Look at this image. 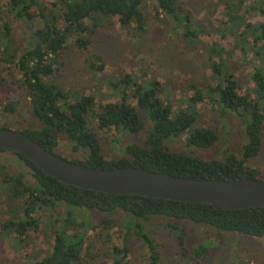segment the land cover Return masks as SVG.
Instances as JSON below:
<instances>
[{"label": "trees", "instance_id": "1", "mask_svg": "<svg viewBox=\"0 0 264 264\" xmlns=\"http://www.w3.org/2000/svg\"><path fill=\"white\" fill-rule=\"evenodd\" d=\"M145 1L0 0V116L13 114L25 93L39 126L22 132L58 156L59 136H66L74 152L85 154V160L71 161L89 167L133 166L198 180L260 179L252 161L264 145V20L250 22L249 14L264 17V0H219L216 7L224 6L223 19L213 30L221 39L212 43L202 40L205 28L185 0H155L156 15L189 45L203 49L205 67L211 70L201 88L191 86L188 109L175 111L173 104L162 98L163 83L154 80L144 88L131 74L110 80V88L118 97V88L124 85V89L118 101L100 105L94 95L67 90L60 83L63 56L71 47L88 51L100 28L118 22L123 30L143 37L148 26ZM12 20L27 26L20 40ZM229 37L236 42L227 50L224 42ZM237 49L244 59L252 54L256 60L250 78L253 87L245 93H241L231 68L230 59ZM95 60L102 61L96 54L88 55L87 67L97 75L102 67ZM205 101L223 120L230 115L238 118L245 136L241 156L227 149L220 157L205 160L170 150L168 142L175 139L185 138L188 146L202 150L213 148L219 141L216 129L198 126L197 105ZM92 121H97L100 131L115 132L114 144L143 132L145 141L125 145L120 159L108 158L98 133L90 126ZM0 152L11 153L19 164L17 171L0 164V239L16 251L28 248L41 234L48 242L46 250L26 254V264H88L99 258V264H162L159 243L146 230V223L154 218L171 221L166 227L180 251L179 258L169 264H183L185 260L187 264H202L216 244L209 238L188 249L187 229L181 223L264 238V208L227 211L208 204L84 190L46 175L22 154ZM91 212L106 217L96 224ZM97 231L106 233L107 248L94 252L91 233ZM130 235L144 250L140 260H133ZM116 238L121 242L117 244Z\"/></svg>", "mask_w": 264, "mask_h": 264}, {"label": "rangeland", "instance_id": "2", "mask_svg": "<svg viewBox=\"0 0 264 264\" xmlns=\"http://www.w3.org/2000/svg\"><path fill=\"white\" fill-rule=\"evenodd\" d=\"M185 1L187 2L186 6L194 12L197 22H200L205 28L206 32L202 35L204 43H212L214 40L220 42L221 37L213 30L215 27H220L219 22L223 19L224 6L216 7L219 0ZM198 1H201L202 5H199ZM155 9V0L144 2L148 26L146 34L141 38L134 32L123 30L119 23L115 22L111 27L100 28L97 31L88 51L83 52L71 47L61 59L62 68L58 79L62 86L67 90H78L79 94L85 92L87 95H94L100 105L118 101L120 90L124 89V85L118 88L120 93L118 97V94L110 88L109 81L131 74L135 75L137 83L143 85L144 88H148L154 80L163 83L162 98L171 102L175 111L188 109L187 99L193 95L191 86L201 88V84L210 76L211 70L205 67L203 49L196 48L184 41L179 33L177 34L172 28H169L163 19L156 15ZM263 20L264 17L257 13L249 14L250 22L256 23ZM11 25L16 37L20 40L26 33V24L22 21L12 20ZM234 42L236 41L233 37L226 39L224 45L227 50L235 45ZM90 54H96L102 59V61H94L97 66L102 67L97 75H94L87 67V57ZM253 59L252 54L249 55L248 60L244 59L238 49L230 59L231 68L237 76L241 93H245L253 87L250 80L253 72ZM134 88V86L131 87L129 91ZM20 96V105L17 110L13 114L0 116L1 127L24 131L39 126V122L29 107V99L26 98L25 93ZM197 110L199 113L198 126L216 129L219 141L213 148L202 150L188 146L185 138L175 139L168 142L170 150L205 160L220 157L227 149L241 156L245 136L238 118L230 115L227 121L223 120L208 101L198 104ZM140 115L145 121L144 113L141 112ZM90 126L98 133L103 153L108 158H122L124 156L122 149L125 145L143 144L146 138V133L143 132L138 135H129L119 144H114L112 142L116 137L114 131H100L97 121L90 122ZM58 142L56 152L63 158L85 160L84 152H74L73 144L66 136H59ZM0 164L7 165L12 171L19 169L15 156L9 152H0ZM252 166L259 171V178L264 180V145L259 156L252 161ZM25 171L29 172L26 168ZM27 177L29 181L33 182L30 174ZM104 217L106 216L98 212L90 213L91 220L96 224ZM169 222L171 221L165 218H154L146 223V230L159 243L162 264H169L171 260L179 258V246L166 227ZM181 225L187 229L186 244L188 249H193L202 240L214 239L216 244L207 253L202 264H264V238L257 239L239 234L220 233L207 225L190 223H181ZM105 234L100 231L91 233L94 252L99 251L100 248L104 250L107 248ZM121 240L116 238L115 241L118 244ZM130 241L133 248V260H140L144 252L140 242L134 235H130ZM47 248L48 242L42 237V234L35 237L34 242L22 251L14 250L9 242L0 239V264H26V254ZM100 259H92L88 264H99ZM187 263L188 261L185 260L183 264ZM135 264H139V262Z\"/></svg>", "mask_w": 264, "mask_h": 264}, {"label": "water", "instance_id": "3", "mask_svg": "<svg viewBox=\"0 0 264 264\" xmlns=\"http://www.w3.org/2000/svg\"><path fill=\"white\" fill-rule=\"evenodd\" d=\"M0 150L22 154L46 175L84 190L133 195L235 211L264 208V180H198L133 166L101 169L67 160L22 131L0 129Z\"/></svg>", "mask_w": 264, "mask_h": 264}]
</instances>
